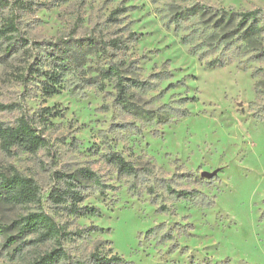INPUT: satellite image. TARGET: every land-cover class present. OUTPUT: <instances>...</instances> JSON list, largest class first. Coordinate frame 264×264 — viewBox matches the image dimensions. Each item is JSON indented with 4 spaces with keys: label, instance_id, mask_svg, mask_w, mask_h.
Wrapping results in <instances>:
<instances>
[{
    "label": "rangeland",
    "instance_id": "obj_1",
    "mask_svg": "<svg viewBox=\"0 0 264 264\" xmlns=\"http://www.w3.org/2000/svg\"><path fill=\"white\" fill-rule=\"evenodd\" d=\"M7 1L0 26L16 14L19 41L0 49V104L13 106L0 120L29 113L48 143L33 153L0 146V167L33 177L41 196L0 206V222L42 209L65 233L40 242L11 229L0 236V264H31L58 246L76 264L112 255L125 264H264V0ZM191 4L211 11L167 23ZM222 8L232 18L206 40L203 21L216 25L211 12ZM253 10L258 16L240 24ZM87 38L117 45L87 53ZM60 48L69 69L45 96L44 77L30 72L56 71L51 55L62 56ZM213 58L224 64L207 67ZM111 65L126 83H145L128 85L126 103L104 78ZM112 151L143 175H118L106 161ZM82 168L105 188L83 179L79 205L98 212L77 216L49 196L57 175Z\"/></svg>",
    "mask_w": 264,
    "mask_h": 264
},
{
    "label": "trees",
    "instance_id": "obj_2",
    "mask_svg": "<svg viewBox=\"0 0 264 264\" xmlns=\"http://www.w3.org/2000/svg\"><path fill=\"white\" fill-rule=\"evenodd\" d=\"M21 3V2H20ZM25 3H21L20 7H23ZM0 6L5 8L9 6V1L0 0ZM17 8V7H16ZM118 10H115L116 12ZM210 8L200 4H191L186 8H178L173 12L171 18L169 17L167 23L169 25H181L185 19H189L191 16H206L210 12ZM113 12V13H114ZM260 11L253 10L247 11L240 14V24L249 21L250 19H255ZM219 16V19L214 26H209L206 20L203 21L204 31L203 37L206 40H213L215 26L220 27L221 21L224 17L228 16V19L231 20L232 12L228 13L225 9L215 10L211 12V15ZM16 14L12 12L10 16L7 17L6 23L0 26V49L4 40H9L7 50L13 49L18 43V26L16 23ZM203 20V18H202ZM211 27V29H210ZM192 33L184 35L183 41L189 42V39ZM16 37V41H12ZM86 49L87 53H92L93 51H105L108 45H117L115 40L109 42L99 39V38H87L86 40ZM81 49V41H77ZM62 45H67L68 42L61 41ZM57 45L54 44L53 47ZM192 52L195 51V48L191 49ZM59 53L62 56L57 54H52L51 60L56 64L58 69L56 71H44L41 68L34 67L30 72L31 74H36L37 76L44 77V80H41L43 93L45 96H52L57 92V84L61 79V74L69 69V64L67 63V58L69 54L67 50L61 49ZM224 62L219 58H213L206 62L207 67H220ZM104 78L113 79L114 86L117 89V100L120 103H126L128 94L127 87L131 86H143L145 83L133 79H128L129 83H126V79L122 75V72L118 65L109 66L108 70L103 72ZM24 79V78H21ZM23 81V80H22ZM25 82V81H23ZM1 110H11L13 106L11 104L4 105L0 104ZM47 139L39 131L33 115L21 112L13 122L1 121L0 120V146L6 151L10 152L12 149H21L28 152H36L40 148L47 146ZM106 161L114 166L115 171L118 175L130 178H139L140 175H143L145 171L142 167L136 166L133 162L124 158V156L117 152H109L106 154ZM58 177V186L53 188L50 198L58 205H62L63 208L69 213L77 216H83L86 214H95L98 212V208L95 206L88 205H79V202L82 201L83 196L80 194V187H82V180L91 181L98 189L102 190L105 188V184L101 181L98 175L88 169L82 168L73 173L59 174ZM134 190L136 186H131ZM186 193V192H185ZM41 200L40 189L37 182L33 177L27 176L20 171L14 168H2L0 167V206L2 205H15V204H29V203H38ZM16 230V237H24L26 235H35L37 241H46L49 239L59 240L62 235L65 233L63 227L56 222V220L44 210L39 209L36 211H31L26 215L14 220L11 224L0 222V236L6 234L9 230ZM10 239V238H8ZM13 240L14 239H10ZM99 264H125L126 261L117 255H112L110 257L100 256L98 258ZM31 264H76L71 260L70 256L61 246L55 247L48 252H45L41 256L34 259Z\"/></svg>",
    "mask_w": 264,
    "mask_h": 264
},
{
    "label": "water",
    "instance_id": "obj_3",
    "mask_svg": "<svg viewBox=\"0 0 264 264\" xmlns=\"http://www.w3.org/2000/svg\"><path fill=\"white\" fill-rule=\"evenodd\" d=\"M203 175H206V173H203Z\"/></svg>",
    "mask_w": 264,
    "mask_h": 264
}]
</instances>
